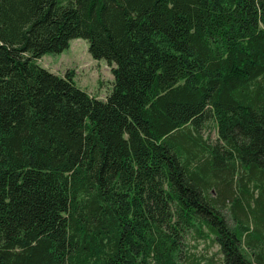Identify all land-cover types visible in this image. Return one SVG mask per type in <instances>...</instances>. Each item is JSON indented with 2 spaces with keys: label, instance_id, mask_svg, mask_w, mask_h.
Masks as SVG:
<instances>
[{
  "label": "trees",
  "instance_id": "trees-1",
  "mask_svg": "<svg viewBox=\"0 0 264 264\" xmlns=\"http://www.w3.org/2000/svg\"><path fill=\"white\" fill-rule=\"evenodd\" d=\"M74 39L103 100L37 63ZM198 241L264 264V0H0V264H201Z\"/></svg>",
  "mask_w": 264,
  "mask_h": 264
},
{
  "label": "rangeland",
  "instance_id": "rangeland-1",
  "mask_svg": "<svg viewBox=\"0 0 264 264\" xmlns=\"http://www.w3.org/2000/svg\"><path fill=\"white\" fill-rule=\"evenodd\" d=\"M37 63L59 76L71 72L76 86L98 99H105L111 92L113 82L111 67L104 60H94L90 56L88 43L85 40L74 39L70 41L69 48L63 53L44 55ZM201 136L208 143L216 142L217 130L214 121H208L203 125ZM250 223L252 228L259 224L257 218H252ZM217 250V246H210L206 241H198L197 247L190 252L203 258L201 264H209V259L212 258L214 263L219 259Z\"/></svg>",
  "mask_w": 264,
  "mask_h": 264
}]
</instances>
